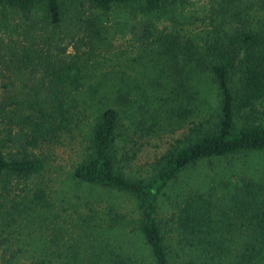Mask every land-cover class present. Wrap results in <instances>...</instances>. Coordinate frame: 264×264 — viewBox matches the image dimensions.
Wrapping results in <instances>:
<instances>
[{"label": "trees", "instance_id": "1", "mask_svg": "<svg viewBox=\"0 0 264 264\" xmlns=\"http://www.w3.org/2000/svg\"><path fill=\"white\" fill-rule=\"evenodd\" d=\"M183 1L0 0V34L2 28L8 33L0 35L1 198L12 181L22 184L18 200L0 204V224L9 227L31 210L48 207L46 188L29 184L46 169L57 139L85 120L88 144L71 176L134 198L149 258L90 244L99 251L84 264H226L218 257L234 251L230 264H264V187L248 176L238 177L220 218L210 196L186 197L175 218L180 244L166 243L155 215L159 197L186 168L211 157L264 150V125L252 121L264 99V0L215 1L207 27L195 34L186 35L177 21L158 27L153 16ZM130 4L136 6L132 16H146L130 27L148 59L97 72L87 61L104 45L101 15ZM9 9L18 14L15 24L7 20ZM196 72L216 86V122L200 121L176 138L149 164L148 176L125 172L140 150L137 140L166 125L176 126L174 131L197 111L200 90L190 83ZM113 212L108 221L118 219ZM232 238L234 246L225 244ZM8 239L0 241L9 246L0 264H19L22 250ZM50 263L43 255L28 264Z\"/></svg>", "mask_w": 264, "mask_h": 264}, {"label": "rangeland", "instance_id": "2", "mask_svg": "<svg viewBox=\"0 0 264 264\" xmlns=\"http://www.w3.org/2000/svg\"><path fill=\"white\" fill-rule=\"evenodd\" d=\"M215 1L218 0H184L174 9L167 8L153 18L156 19L158 27H169L177 21L181 22L177 27L186 28V35L195 34L207 27L211 5H215ZM135 9L136 6L130 4L114 7L110 12L101 15L102 24L107 30L104 32V45L96 50V56L87 61L97 72L105 73L106 66L109 67L110 64L118 66L134 60L132 65L138 66L137 58L141 62L148 59L146 53L140 52V41L133 36L130 27L146 17L139 13L137 17L132 16L134 13L131 12ZM36 13L42 17V12L38 10ZM5 14L10 24L18 22V14L10 9ZM5 31L2 28V37L7 36ZM67 52L72 53L70 46ZM82 57L85 58V55ZM190 83L200 90L195 101L199 105L197 111L186 122L182 121L185 123L177 126L174 131L171 129L176 126L166 125L152 137L146 136L137 140L136 146H141L140 150L131 164L132 168L128 166L124 169L125 172L148 176L149 164L170 143H174L176 138L197 126L200 121H204L205 125L207 120H210V124L216 122L220 109L215 84L197 72ZM80 117L84 118L86 115ZM123 121L128 123L130 120L124 118ZM252 121L264 125V99L258 103L257 114ZM84 123L85 120H82L73 131L64 133L57 139L55 147L48 151L46 169L34 179V184H29L46 188L48 207L31 210L30 215L18 217L9 227L0 224V241L9 236L6 242H12L11 246L22 250L17 255L19 264H28L33 258L43 255L49 257L50 264H84L99 251H95L90 244L102 246L105 252L116 251L123 256L149 258V251L138 230L140 214L134 198L112 190L86 186L71 176L74 164L79 161L88 144L89 129ZM240 176H248L264 187V150L211 157L183 170L158 199L155 215L161 222L166 243L176 244L181 240V235L175 228V218L186 197L195 192L210 196L216 210H219L217 216L220 218L226 210L220 209L229 200ZM10 188V193H4L7 194L6 198L0 196V204L14 198L18 200L22 184L14 180L10 183ZM110 210L118 217L115 222L108 221ZM91 215L92 218H89ZM234 241V238L228 239L225 244L234 246ZM7 247V244L1 245L0 253L5 252L8 255L5 250ZM174 253L175 251L170 252L171 256L178 258ZM180 254L182 258H188L181 250ZM234 256L235 251L218 258H223L226 264H230L228 262L233 261Z\"/></svg>", "mask_w": 264, "mask_h": 264}]
</instances>
